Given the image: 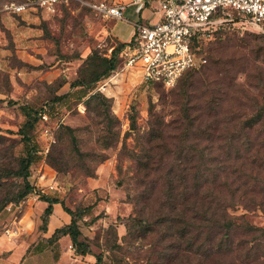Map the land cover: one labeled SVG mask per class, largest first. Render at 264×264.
<instances>
[{
  "label": "rangeland",
  "instance_id": "rangeland-1",
  "mask_svg": "<svg viewBox=\"0 0 264 264\" xmlns=\"http://www.w3.org/2000/svg\"><path fill=\"white\" fill-rule=\"evenodd\" d=\"M28 1L38 0H0V206L25 191L27 155L19 133L28 120L25 110L32 120L46 110L48 123L37 118L34 127L25 129L41 157L32 164L27 182L74 213L80 241L91 248V254L78 255L66 237L59 264H96L98 257L101 264H166L172 229L148 228L147 223L158 215L163 198L162 181H157L180 162L196 165L197 159L189 157L205 147L221 156L232 153L231 167L237 170L232 178L246 186L236 192L240 200L230 213L240 228L264 230V29L225 25L202 42L207 66L220 47L235 59L225 92L216 89L198 99L197 81L207 67L171 89L148 86L133 69H125L119 57L117 70L93 92L110 103L88 106L80 97L85 90L72 85L90 80L94 64L111 58L121 41L129 39L132 26L104 19L76 2L61 4L53 14L37 9L15 15L6 10L12 3ZM190 81L193 85L186 86ZM188 100H193L190 112ZM146 160L156 163L155 173L141 168ZM36 196L0 211L2 242L23 247V232L44 226ZM191 231L196 250L197 228ZM242 238L235 236V249L245 259L248 255L246 264H264V245L258 251L262 258L253 263L258 246L249 243V236L239 246ZM52 257L49 252L39 255L37 264H54ZM174 264L188 261L179 257Z\"/></svg>",
  "mask_w": 264,
  "mask_h": 264
},
{
  "label": "trees",
  "instance_id": "trees-1",
  "mask_svg": "<svg viewBox=\"0 0 264 264\" xmlns=\"http://www.w3.org/2000/svg\"><path fill=\"white\" fill-rule=\"evenodd\" d=\"M134 42L133 38L129 43L120 44L114 50L111 58H101L99 63L94 64L95 70L91 72L92 78L90 80H80L72 85L73 88H80L81 91H83L82 89L85 90L80 97L87 99L86 104L88 106L94 101L98 102V105L110 103L103 94H93L96 88L95 85L110 78L112 73L117 70L118 58L121 57L124 60V50L129 45H133ZM193 48L198 55L206 54L207 64L186 73L179 82L188 74L202 71L207 67V70L205 69L206 72L202 73V77L197 81L200 88L198 99L207 98L210 96V92H215L216 89H222L225 92L224 87L233 73V62L235 59L226 56L225 50L220 47L214 51L215 54L212 56L211 64L207 66L209 58L204 46L199 45L195 41ZM192 85L193 81H190L186 86L191 87ZM184 97L186 99L185 93ZM188 101L186 111L190 112L189 108L193 100ZM37 113V118L41 121L43 114H47L50 117L46 110ZM25 116L28 120L19 132L23 135L24 149L27 155L23 168V178L26 182L25 191L16 198L5 201L0 206V211L10 204H18L28 196L37 195L41 201L48 204L43 213L44 226L39 228L41 233H46L50 217L54 213V206L60 204L71 217V223L57 229L51 238L40 240L37 246L33 245L28 250V254L32 250L37 251V253H43L49 249L53 254L54 260L59 262L61 258V241L66 237L70 238L72 248L78 255L86 256L91 254L90 246L80 241V230L74 213L65 208L58 199L38 191L36 186L27 182L31 176L30 169L32 164L39 161L41 157L37 154V146L33 139L25 134V129L34 127L37 118L32 120L31 112L26 110ZM195 152L197 156H191L189 160L197 159L198 163L196 165L190 167L188 163L180 162L175 167H170L171 169H168L157 181H162L161 193L163 198L158 215L147 223L148 228L172 229L169 234V239L172 243L167 248L170 253L165 255V258L168 259L166 264H174L179 257L185 258L188 264H192V257L197 258L196 264H246L248 255H246L247 258L245 259L244 255L238 254L236 251L235 243L237 241L235 242V236L238 234L243 235L242 239H238L239 246H243L246 243L245 236L251 237L249 243L252 242L254 246H258L257 251L254 253L255 258L252 260L253 263L258 262L262 258L258 251L259 246L264 245V230L248 226L240 228L235 217L230 213L233 208L237 207V202L240 200V198L239 200L235 199L236 192L238 194L239 188L246 186L242 184V180L239 181L236 178H232V174L237 173V170H232L231 167L234 166L232 165L234 164L232 153L226 151L221 156L208 149V147ZM238 153L239 151L236 152L235 159L238 157ZM153 165H156V163L146 160L141 168L147 173H155L157 168H154ZM140 177L142 180H146L145 176L142 175ZM143 222L145 221L141 220V223ZM173 228L183 229L176 231ZM191 228H197L195 237L197 241L196 250L193 247L194 238ZM42 243L47 244V247ZM102 261V258L98 257L96 264H101Z\"/></svg>",
  "mask_w": 264,
  "mask_h": 264
},
{
  "label": "built area",
  "instance_id": "built-area-1",
  "mask_svg": "<svg viewBox=\"0 0 264 264\" xmlns=\"http://www.w3.org/2000/svg\"><path fill=\"white\" fill-rule=\"evenodd\" d=\"M157 1L160 22L138 23L133 36L135 42L123 52L125 69H133L148 86L174 88L186 73L207 64V58L193 48L194 43L202 46L203 41L211 39L225 25L264 29V0ZM69 2H76L104 19L121 21L129 5L142 4L143 0H130L129 4L104 0H38L12 3L6 10L15 15L37 9L53 14L61 4ZM49 120L47 114L42 115L44 123ZM44 133L51 143L55 142L49 128Z\"/></svg>",
  "mask_w": 264,
  "mask_h": 264
},
{
  "label": "crops",
  "instance_id": "crops-1",
  "mask_svg": "<svg viewBox=\"0 0 264 264\" xmlns=\"http://www.w3.org/2000/svg\"><path fill=\"white\" fill-rule=\"evenodd\" d=\"M128 4L130 3V0H124ZM136 8L139 9V11L136 10ZM159 10V2L157 0H143L142 4L139 5H129L124 13L123 20L119 21L120 24H130L132 26L130 37L126 40H120L122 43H129L134 34H135V26L138 23H144L148 25H154L160 22L161 15L158 12ZM115 26H117L115 24ZM114 26V27H115ZM36 201H38V197H35ZM40 207L45 211L48 207V204L43 201H39ZM71 223V217L64 211L62 206L60 204L54 206V213L50 217L49 225L47 228L46 233H41L36 236L35 229L39 230V228H32V230L23 232L27 233V241L29 240L30 236H34L33 239H30L29 242H25L26 244L21 250H19V247L17 246V243H7L2 242L0 238V264H6L7 261H13L14 264H37V262L41 259H38L39 255H43L45 253H50L52 255L51 251H45L43 253H37L33 252L28 254V250L33 245H38L40 243V240L42 239H49L53 236L55 231L57 229H60L66 225H69ZM38 233V232H37ZM22 234V233H21ZM40 238V239H39ZM62 243V241H61ZM52 260L54 264H59V262H56L54 258L52 257Z\"/></svg>",
  "mask_w": 264,
  "mask_h": 264
}]
</instances>
